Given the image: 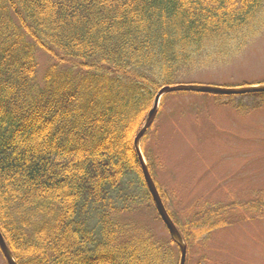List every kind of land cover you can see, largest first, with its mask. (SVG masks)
<instances>
[{"label": "trees", "instance_id": "16d2710c", "mask_svg": "<svg viewBox=\"0 0 264 264\" xmlns=\"http://www.w3.org/2000/svg\"><path fill=\"white\" fill-rule=\"evenodd\" d=\"M263 16L264 0H0V233L16 264H179L168 233L136 217L160 220L134 139L159 89L239 52ZM185 93L201 94L165 95ZM148 130L140 151L185 264H211V234L264 218V202L204 203L181 226L154 180Z\"/></svg>", "mask_w": 264, "mask_h": 264}, {"label": "rangeland", "instance_id": "374dc122", "mask_svg": "<svg viewBox=\"0 0 264 264\" xmlns=\"http://www.w3.org/2000/svg\"><path fill=\"white\" fill-rule=\"evenodd\" d=\"M36 58L41 78L49 61L41 52ZM185 78L187 84L226 88L264 83V16L239 52ZM142 143L157 187L181 226L204 203L215 208L264 202V102L253 96L165 95ZM151 211L136 217L156 236L167 235ZM208 254L211 264H264V218L215 230ZM0 264H6L1 254Z\"/></svg>", "mask_w": 264, "mask_h": 264}, {"label": "water", "instance_id": "95a60500", "mask_svg": "<svg viewBox=\"0 0 264 264\" xmlns=\"http://www.w3.org/2000/svg\"><path fill=\"white\" fill-rule=\"evenodd\" d=\"M174 92H195V93H203V94H217V95H245L251 93H260L264 92V84L262 85H254L240 88H224V87H212V86H202V85H173V86H164L162 87L155 95L153 105L151 110L148 112L145 122L139 130L138 134L134 139V150L136 152L141 174L146 185L147 191L151 197V200L154 204V208L164 227L166 228L170 239L176 244L179 249V264H185L186 259V246L182 240L180 233L178 232L176 226L170 219L162 200L159 196V193L156 189V186L149 174L148 168L144 161V158L140 152L139 142L144 135V133L148 130L151 124L154 121L160 98L167 93ZM0 252L6 262V264H16L14 258L12 257L10 251L8 250L3 237L0 233Z\"/></svg>", "mask_w": 264, "mask_h": 264}]
</instances>
